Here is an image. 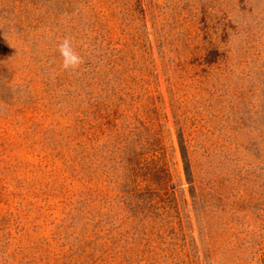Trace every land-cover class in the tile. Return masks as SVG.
<instances>
[{
  "label": "rangeland",
  "instance_id": "rangeland-1",
  "mask_svg": "<svg viewBox=\"0 0 264 264\" xmlns=\"http://www.w3.org/2000/svg\"><path fill=\"white\" fill-rule=\"evenodd\" d=\"M0 264H264V0H0Z\"/></svg>",
  "mask_w": 264,
  "mask_h": 264
},
{
  "label": "clouds",
  "instance_id": "clouds-1",
  "mask_svg": "<svg viewBox=\"0 0 264 264\" xmlns=\"http://www.w3.org/2000/svg\"><path fill=\"white\" fill-rule=\"evenodd\" d=\"M58 52L62 57V67L66 71H77L84 64V58L75 50L70 38H64L58 45Z\"/></svg>",
  "mask_w": 264,
  "mask_h": 264
}]
</instances>
